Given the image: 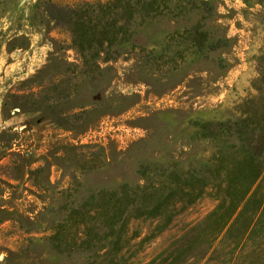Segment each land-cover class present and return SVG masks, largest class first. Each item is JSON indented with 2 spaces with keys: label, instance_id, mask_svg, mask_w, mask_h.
Segmentation results:
<instances>
[{
  "label": "rangeland",
  "instance_id": "obj_1",
  "mask_svg": "<svg viewBox=\"0 0 264 264\" xmlns=\"http://www.w3.org/2000/svg\"><path fill=\"white\" fill-rule=\"evenodd\" d=\"M106 1L0 0V264H81L50 241L60 207L144 185L141 166L163 168L174 196L169 227L132 264H264V228L252 232L250 211L225 226L227 198L208 188L188 197L195 179H210L198 170L234 140L220 129L204 139V126L264 117V80L254 82L264 74V0L135 11L118 18L131 41L93 58L68 21ZM64 235L72 242V230Z\"/></svg>",
  "mask_w": 264,
  "mask_h": 264
},
{
  "label": "trees",
  "instance_id": "obj_2",
  "mask_svg": "<svg viewBox=\"0 0 264 264\" xmlns=\"http://www.w3.org/2000/svg\"><path fill=\"white\" fill-rule=\"evenodd\" d=\"M181 1L184 0H107L85 4L80 13L75 12L76 20L68 21L72 41L81 51H93V58H99L106 48L132 39L128 28L118 25V18L126 21L135 11L158 12L162 7H176ZM198 2L207 4L203 0H190L188 4L193 8ZM120 30L125 36L118 39ZM205 38L207 41L208 37ZM150 66L155 69L175 67L161 61ZM263 80L264 74H261L254 82ZM204 129V139L217 141L220 134L214 129H220L234 140L229 143V152L219 150L214 162L198 170L210 179H195L188 191L189 200L197 199L208 188L216 200H229L225 226L231 218H241L250 211L252 232L258 233L264 228V117L253 114L237 122L210 123ZM138 173L144 185L122 184L118 190L92 193L91 202L62 205L60 210L65 216L50 237L53 248L66 256L75 252L81 264H132L131 259L140 246L169 227L170 219L165 210L174 196L163 168L141 166ZM141 224H145L143 233ZM65 230H72V242L67 235L63 236Z\"/></svg>",
  "mask_w": 264,
  "mask_h": 264
},
{
  "label": "crops",
  "instance_id": "obj_3",
  "mask_svg": "<svg viewBox=\"0 0 264 264\" xmlns=\"http://www.w3.org/2000/svg\"><path fill=\"white\" fill-rule=\"evenodd\" d=\"M140 125H142L144 127L146 124L145 123H142V121H140Z\"/></svg>",
  "mask_w": 264,
  "mask_h": 264
}]
</instances>
